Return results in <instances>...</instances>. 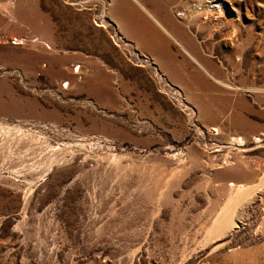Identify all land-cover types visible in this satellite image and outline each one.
<instances>
[{"label": "rangeland", "instance_id": "rangeland-1", "mask_svg": "<svg viewBox=\"0 0 264 264\" xmlns=\"http://www.w3.org/2000/svg\"><path fill=\"white\" fill-rule=\"evenodd\" d=\"M221 1L0 0V264H264V186L208 234L264 172V0Z\"/></svg>", "mask_w": 264, "mask_h": 264}, {"label": "bare ground", "instance_id": "bare-ground-1", "mask_svg": "<svg viewBox=\"0 0 264 264\" xmlns=\"http://www.w3.org/2000/svg\"><path fill=\"white\" fill-rule=\"evenodd\" d=\"M215 1H216V3H213V5H212L211 3H209V0H187V4H185L184 7H182L179 10L180 13L178 15L181 16L182 19H187L188 25H191V22H193V21H195L197 24L199 22V24H198L199 26L200 25L205 26L206 24L208 25V23H210V21H213V20H215L216 23H219L221 20V17L224 14L225 6L221 4L222 3L221 0H215ZM123 2H124V0H123ZM199 14H202V18H201L202 20L199 18ZM155 20L158 21V19H155ZM170 24L172 26L173 32H176L174 29H176V30L181 29L174 22H171ZM233 24H234V26H233L234 28L229 34H227L228 36L226 35V37H227L226 39L231 41V42L237 43V47H241L242 44H240L238 42L239 41V38H238L239 35L238 34H239L240 27L237 26V24H235V23H233ZM162 27H164V26L162 25ZM218 27H215V28H218ZM181 33H182V36H180L177 33L176 36L178 38H176V40L182 46V49L185 50V52L190 57H192V59L195 61V58L192 56L194 54L193 42L188 37V34H186V32L182 31ZM212 34H213V32L210 33V35H212ZM197 63H198V65H200L202 67V64L199 61ZM204 70H205V68H204ZM255 138L258 139V137H255ZM242 139L243 138L240 136H234L232 138V140L237 141V142H241V143H242ZM259 139H260V137H259ZM51 160H52V158H51ZM253 183L250 184V183H245V182H239V183L231 182L229 184V192L227 194L226 201H225L223 207H221V210H218V212L216 211L217 214L214 218V222H213V224L210 228V231L208 233L210 236L215 237L216 235L223 233L226 229H228L229 227H231L235 223L234 217L238 211L239 206L256 189L262 188L264 186V172H263L262 177L255 184H253Z\"/></svg>", "mask_w": 264, "mask_h": 264}]
</instances>
